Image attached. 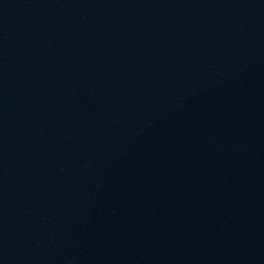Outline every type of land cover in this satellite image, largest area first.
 I'll return each mask as SVG.
<instances>
[{
  "label": "water",
  "instance_id": "1",
  "mask_svg": "<svg viewBox=\"0 0 264 264\" xmlns=\"http://www.w3.org/2000/svg\"><path fill=\"white\" fill-rule=\"evenodd\" d=\"M0 264H264V0H0Z\"/></svg>",
  "mask_w": 264,
  "mask_h": 264
}]
</instances>
